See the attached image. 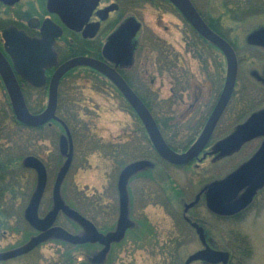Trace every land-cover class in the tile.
Segmentation results:
<instances>
[{
	"label": "rangeland",
	"instance_id": "374dc122",
	"mask_svg": "<svg viewBox=\"0 0 264 264\" xmlns=\"http://www.w3.org/2000/svg\"><path fill=\"white\" fill-rule=\"evenodd\" d=\"M194 1L205 16L219 19L218 22L222 24L224 35L230 42L234 43L233 46H235L238 56L236 91H242L243 95L240 104L239 97L234 99L233 105H238V107L231 106L233 107L230 109L231 117L226 114L225 120L217 126L210 142V144H213L229 132V125L235 111L244 109L250 104H259V106L264 104V92L260 91L258 87L256 88L249 76L251 69H257L262 75L264 49L248 48L245 44L247 33L255 29L258 30V26L264 24V12L252 15L247 20H233V13L231 16L225 14V0ZM140 19L143 20V24L150 26L156 36L165 40L175 51L183 53V57L189 65L188 70L193 72L197 78V83L183 92V102L176 99L167 101L170 96L168 75L159 73L158 69L155 66L153 67V60L156 57L154 55L152 56L151 66L146 67H151L149 68L151 83L148 85L149 77L145 74L143 76L145 71L143 66L140 68L142 74L139 81L141 85L145 84L148 91H151V103L155 116L158 119L160 115L165 119L173 117L177 121L178 128L176 129L173 126L176 123H171L170 134L177 136L178 142L195 140L203 127L204 123L202 121L207 117L211 104H213L215 91L218 87L215 82L216 78L219 75V78L224 80L225 58L218 51L209 50L210 55L207 53L208 49H205L206 72L203 69L205 65L184 50L186 45H184L183 37L188 36L185 31L190 32L191 30L188 29L180 15L168 8L156 9V6L146 5ZM124 24L126 23L123 22ZM136 26L137 35L139 24H136ZM110 37L108 35L107 40ZM134 39H129L130 43L136 40ZM257 40H264V33L258 34ZM130 55L132 54L129 52L128 56ZM219 64H221L220 67ZM86 73L82 72L83 77L81 78H78V76L70 78L61 87L67 98L70 96L75 99L76 105L74 107L79 118L77 123H72L73 129L70 130L74 144V158L70 172L64 181L63 189L66 199L71 204L88 196L89 201L95 205L97 190L100 191L104 188L106 194H114V183L117 177L114 170L116 166L124 162L118 161L115 155L111 154V145H128L129 148L123 146V149L127 152V157H124L123 160H131L132 157L133 159L151 158L156 163L155 169L147 175L148 177L138 178L132 183L137 193L135 204L136 212L139 213L137 218L141 220L147 218V221H142V225L149 231L144 232L147 233L144 239L143 236L135 237L136 243H133L134 240L129 235L120 255L116 258H108V261L110 264H183L188 255L200 248V244L194 234L181 222L182 205L180 202L189 200L196 194L200 179H202L201 167H206L208 162H202L199 168H195L194 163L186 167H173L159 162L153 151L148 149L150 141H148L144 127L129 108L128 103L124 101L121 95L117 94L115 88L107 81H102L103 78ZM223 80L220 82V88ZM136 87L140 89V87ZM140 92L144 93L145 91L141 89ZM31 98V105L35 106V96L32 94ZM189 104H192V106ZM59 114L65 115L63 112ZM12 116L14 115L9 98L0 82V142L4 146L7 144V149L9 148L7 154L15 155L16 158L18 154L24 153L26 155L28 154L26 152L40 154L44 150L45 153L42 154L45 157L50 151L53 152L52 154L58 155V136L63 133L58 125H54L51 129L46 127L38 130L24 129L19 128L12 121ZM10 123H12L11 127H9ZM6 139L10 140L12 144L6 142ZM37 139H39V148L36 145ZM263 147L264 135L262 138L250 142L246 141L245 145L242 144L238 151H234L233 155L217 163L208 175L214 174L217 178L215 181L228 177L238 170L245 161L258 154ZM2 158H6L5 155ZM7 158L10 159L11 156H7ZM47 162L51 163L50 176L53 177L56 174L55 169L60 163L63 164L64 160L57 162L53 159ZM131 163L136 165L137 162ZM199 172L201 177L198 176ZM3 173L0 170V176ZM17 173V168L10 170L8 181H0V191L13 192L14 194L9 193L11 198L17 193V188L13 186L5 188L3 185L7 184L9 186ZM260 174H262V171ZM21 177H25L23 195H26L29 193L28 187L32 175H30V172H24L21 173ZM52 185L53 180L50 179L47 186L48 190L45 193L46 200L50 197ZM144 188H149L150 199L145 197ZM124 195L127 197L126 194ZM244 195L245 192H241L239 197H233L231 201L241 199ZM197 210V217L206 222L205 228L207 237L210 240V247L230 252L229 264H264V189L258 194L254 204L236 220L213 219L208 216L205 210ZM61 222H63V219ZM16 239L17 237L7 239V242L1 243V247H8L9 249L18 246L17 242L19 240ZM137 239L140 240L137 241ZM20 240L19 244L23 243V239ZM82 250L87 251L84 248ZM82 250L80 248L73 249L57 242L44 243L32 254L2 264H55L65 260H68V264H89L86 258L81 256Z\"/></svg>",
	"mask_w": 264,
	"mask_h": 264
},
{
	"label": "flooded vegetation",
	"instance_id": "af4514ba",
	"mask_svg": "<svg viewBox=\"0 0 264 264\" xmlns=\"http://www.w3.org/2000/svg\"><path fill=\"white\" fill-rule=\"evenodd\" d=\"M155 1L158 2L154 3L152 0H0V54L7 61L13 71L28 111L31 114H40L46 109L49 96V86L54 73L56 72L57 68L63 63L77 57H88L101 61L114 68L124 79L127 75L132 76V81L134 80L133 83L135 82L134 86L136 85L140 87V89L136 87L138 90L135 88L137 91L140 92L141 89H144L146 94L151 93V91H148L145 84L141 85L140 83H137L135 81V73H137V75H140L142 72V69H140L141 65L148 62L150 52H146V49L149 48V39L152 36H156L150 26H147L145 23L143 24V20L140 19L146 5L156 6V9H160L161 7L163 8V0ZM193 1L190 0L192 5L194 6L195 1ZM224 3L226 5L225 14L231 16L233 13V20H247L252 15H256L257 13L261 14L264 12L263 0H225ZM173 7H170L169 9L173 12H176L182 17L179 11ZM202 14L204 13L202 12ZM158 18L160 19V17ZM209 18L212 19V21L214 20L213 23H218V25H220V28L222 29V24L218 22L219 19H213L212 17ZM127 20H129V22H127ZM183 20L185 21L188 29H190V25L187 23V21L184 18ZM123 22H125L126 24L123 25ZM136 24H139V27L137 28V35L135 31L137 27ZM53 26L59 28L61 30V34L60 36L53 38V42L51 44V33L53 32V30H55ZM10 28H13L19 33H22L28 39L35 41V43L38 42V45L40 47L46 49L43 51L42 63H44V66H42L43 72L41 79H38L36 76H34L35 72L33 71L26 72L25 68H22L21 72L13 70L15 56L11 54V48L6 44V40L3 34L5 30ZM122 28H126L128 32L125 41L118 46H113L112 49H107L106 42L108 35L111 36L113 34H116L120 30H122ZM258 29H264V24L259 25ZM254 31H249L247 33V35L245 36V44L248 46V48L264 49V40H256L257 38H255L252 39V42L248 41L249 36ZM185 33L188 34L186 31ZM131 37L136 39H134L135 41H133V43H130V40H132ZM226 39L231 46L232 44H234L230 42L227 37ZM183 42L184 45H189L190 47L193 44L191 36H189V34L187 37H183ZM249 43L254 44L255 46L250 45ZM232 48L236 53L235 46H232ZM129 52L132 55L128 56ZM179 53L183 57V53ZM51 55L55 56L56 64H51ZM236 57L238 61L237 53ZM17 60L21 65V56H19ZM138 67L139 69H137ZM82 72L100 76L101 79L103 78L102 81H107L112 87L115 88L117 94L120 95V91L114 86L113 83L106 79V76L87 65H81L72 68L71 70L63 74L59 79L55 110L56 119H51L47 123L37 127L26 126L15 119L16 122H18L22 126L32 130H38L44 127L51 129L54 125H58L62 131L64 130V134L62 133L58 136V155L52 154L53 152L50 151L45 157L43 156V154L45 153L44 150H42L43 154L26 152L28 154H18L16 158L14 157L15 155H8L7 153L0 154V165L4 167L2 158L4 157V155L6 158L7 156H11L12 159L16 160L14 163L8 165L10 166L9 169H18L17 176L14 177L15 181L13 178V181L9 183V186L7 184L5 186L3 185V187L5 188H11L12 186L17 188V193L15 194V196L11 198L9 196V193L14 194L13 192H9L6 190L0 191V256L18 249H23V247H30L40 236H45L38 245L32 247L27 252L0 259V264L30 255L44 243L51 242L61 243L73 249L80 248L82 250V248H84L87 251L82 250L81 256L86 258L89 264H110L108 258H116V256L120 255L121 249L125 247V242L128 241L129 235L132 236L134 240L133 243H136L135 237L143 236L142 238L144 239L145 234H147L144 232L149 231L147 228H145L144 225H142V221H144L145 219L141 220L137 218L139 216V213L137 214L135 207L137 193L135 192V188L132 183L138 178L146 177V172L155 169L156 163L151 158L133 159L132 157L133 160H123L124 157H127V152L123 149V146L128 145H111V154H114L118 161L124 162L123 164L116 166L114 170L115 176H117L114 183V194H106L104 188L100 191L97 190L95 205L94 203L89 201L88 196L80 199L81 201L77 200L76 203L72 202L71 204L70 201L68 202V200L66 199L63 187L64 181L66 180V176L70 172V168L73 162L74 144L70 131L71 128L59 114L62 111L65 112L61 103V99L67 97L65 93L62 92L63 90H61V87L64 82L66 83L70 78H76L77 76L78 78L83 77L81 75ZM144 73L145 76L149 77V85L151 83L150 69L145 68ZM0 82L2 83L9 98V103L13 113L10 95L1 74ZM130 88L134 91V88L132 86H130ZM32 94L35 96V106L31 105L30 102ZM44 100L46 101L44 102ZM181 102H183V98ZM65 106L68 109L71 108V106ZM227 107L225 108L223 114L225 113ZM29 108H32V110H30ZM58 108H60V112ZM210 112L211 110L207 113V117L203 119V123L206 122ZM223 114L221 115L220 119L222 118ZM218 123L205 148L193 160L189 161L186 164L175 165L168 163L165 160H161L160 158L161 163L173 167H186L194 163V167L199 168L202 162H208V165L206 167H201L202 179H200L198 187L199 189L196 194L193 195V198H190L189 200H182L180 202L182 205L180 218L181 222L189 231L194 234L200 244V248H198L195 252L204 248L200 241L199 234L197 233L195 224L203 229L205 242L207 246L210 247V240L207 237L205 228L206 222L197 217V209L205 210L208 216L213 219L224 221L236 220L241 217L243 212H245L254 204L258 197V194H260L264 189V184L259 186L257 178H255L256 180L252 181L251 184L246 183L245 185L239 187L233 193V195L222 204V206L224 207H236L234 211L227 214H217L212 210L209 203V191L215 188L211 187V184L215 182L216 176L214 174L208 175V173L212 172L214 166L218 163L214 159L215 154L218 151L215 147L216 143L213 142V144H210V142L213 138ZM161 135L165 143L168 145V143L166 142L167 139L165 138V133H161ZM166 135L174 137L172 140L176 144H183L191 141L190 139L186 142H178L177 136L171 135L168 132H166ZM62 137H64L63 140ZM262 137L263 134L259 136L254 135L251 136V138L247 141L250 142L254 139ZM195 140H193V142ZM6 142H8L10 145L12 144L10 140L8 141L6 139ZM38 142L39 139H37L36 141L37 148H39ZM193 142H191L189 146L192 145ZM150 145L151 144H148V149L152 150ZM243 145H245V143H243ZM185 150L175 151L177 153H182ZM0 151H7V144H5L4 146L3 143L0 142ZM155 154L156 153L154 152V155ZM69 155L71 156L69 167L57 183V178L63 165L62 163H60V165L58 164L59 166L55 169L56 174L51 177V163H48L47 161L55 159V161L61 162L64 160V158L67 160V156ZM128 155L130 154L128 153ZM229 155L231 156L233 155V153L231 152ZM29 157L37 159L43 165L45 171V185L42 190H39L38 172L34 168L29 167L26 162V159ZM140 160L152 161L154 165L152 164V166H147L146 168L133 172L126 177L124 181V188L127 197L125 196L124 211L121 212V197L124 196V193L121 190V179L124 176V170L130 164H132L131 162ZM250 160L245 162H249ZM24 172H30V175H32V179H30L28 187L29 193L26 195H23V181L25 177H21V173ZM200 174L201 173L199 172V177H201ZM50 179L53 180V185L50 192V197H48V200H46L45 193L46 190H48L47 186L50 182ZM4 181H8V179L5 178ZM143 190H145V197L147 199H150L151 195L148 194L150 192L149 188H144ZM241 192H245L243 198L231 201L233 197H239V194ZM10 199L11 201H9ZM58 205L76 212L81 217V219L71 217V213L63 210L62 208H58ZM29 208L33 210V214L38 220H42L48 216H52V224L45 230H39L27 218V210ZM41 209H43V211H41ZM62 219L65 223L61 222ZM145 221H147V218ZM70 236H73L76 240L74 242H71L70 239L68 240V237ZM15 237H17L16 240H19L17 242L18 246H14L13 248L9 249L8 247H1L2 242H7V239H14ZM20 239H23V243L21 244H19L21 241ZM138 240L140 239H137V241ZM67 261L68 260H65L63 262H57L55 264H68ZM193 263L206 264L202 261H195ZM183 264H185V261Z\"/></svg>",
	"mask_w": 264,
	"mask_h": 264
},
{
	"label": "water",
	"instance_id": "95a60500",
	"mask_svg": "<svg viewBox=\"0 0 264 264\" xmlns=\"http://www.w3.org/2000/svg\"><path fill=\"white\" fill-rule=\"evenodd\" d=\"M169 1L176 6V8L181 12L184 18L205 40L211 43L223 54L226 60V77L221 93L198 138L185 152L176 153L165 143L153 117L151 116L146 106L114 68L101 61L88 57L72 58L59 66L50 82L48 103L46 109L40 114H31L27 110L10 65L0 54V74L9 92L13 112L17 121L29 127H37L47 123L51 119H56L55 110L59 79L63 74H65L72 68L81 65H87L104 74L118 88L122 96L126 99V101L130 104V106L140 118L154 149L162 159L171 164L181 165L186 164L197 157L207 145L221 115L223 114L233 94L237 75V59L230 44L205 24L190 0ZM53 27L55 28V30H53V32L51 33V44L53 42V38L58 37L61 34V30L59 28L55 26ZM261 33H264V29H258L257 31H254L249 36V38L255 39L258 37V34ZM3 34L6 40V44L11 48V54L15 56L13 70L21 72V69L25 68L26 72L33 71L35 72L34 76H36L38 79H41L43 72L42 66H44V63H42L43 51L46 49L40 47L38 45V42L35 43V41L28 39L25 35L15 31L13 28L5 30ZM127 35L128 32L126 28H122V30H120L118 33L111 35L106 43L107 49H112L113 46L120 45L125 41ZM19 56H21L22 58L21 65L17 60ZM51 56V64H56L55 56ZM263 132L264 110H261L251 116V118L247 122H245V124L238 127L229 137L216 142V150L218 152L229 153L234 150L236 151L243 143L249 140L251 136H259L263 134ZM63 139L64 137H62V140ZM67 157L68 158L64 162L58 175L57 183L62 178L63 174L67 171L71 162V156L69 155ZM26 162L29 167L34 168L38 172L39 190H42L45 185V171L43 165L37 159L32 157L27 158ZM136 162V165L132 163L124 170V176L121 179V190L124 194V181L126 177L129 174L133 173V171L136 172L138 170L146 168L147 166H152V164L148 161ZM261 171L262 174H260ZM255 178H257L259 186L264 184V147L249 162H245L240 165L238 170L234 171L228 177L220 181H215L213 184H211V187H215L214 189H211L209 191V203L212 210L217 214H227L234 211L236 207H224L222 206V204L227 201L239 187L245 185L246 183L251 184L252 181L256 180ZM124 207L125 195L121 197V212L124 211ZM58 208H62L63 210L68 211L69 213H71V217L73 218L76 217L78 219H81V217L72 210H68L67 208L59 205ZM27 218L39 230H45L52 224L53 220L52 216H48L42 220L36 219L31 208L27 210ZM195 227L204 248L189 255L185 260V264H190L195 261H202L206 264H228L230 259L229 252L213 249L207 246L204 239L203 229L196 224ZM44 237V235L40 236L30 247H23V249H18L13 252L1 255L0 259L25 253L32 247L38 245L44 239ZM69 239L71 242H74L76 240L73 236L68 237V240Z\"/></svg>",
	"mask_w": 264,
	"mask_h": 264
},
{
	"label": "trees",
	"instance_id": "16d2710c",
	"mask_svg": "<svg viewBox=\"0 0 264 264\" xmlns=\"http://www.w3.org/2000/svg\"><path fill=\"white\" fill-rule=\"evenodd\" d=\"M152 1L154 3L158 2L155 0H152ZM172 5L173 4L169 0H163V7L169 9L170 7H173ZM249 6H247V7H249ZM194 7L198 11V13L201 15V17L204 19V21L207 23V25L213 31H215L217 34H219L221 37L226 39V36L224 35L222 29L220 28V25H218V23H216V24L213 23L214 20L212 21V19H210L209 17L202 14L201 9L196 5L195 2H194ZM173 8H175V7H173ZM190 30H191V32L187 31V33L191 36V40H192V43L194 45L192 44L191 47L189 45H186L185 46V52L187 54H191V56L194 59L199 60L203 65H205V67L203 69L207 72V68H206L207 61L204 59V56L206 55V53H204V50L208 49L207 53H209L210 55H211V53L209 50H214V51H218V50L216 48H214L212 45H210L209 42H207L204 38H202L191 27H190ZM149 40H150L149 48H147V49L145 48L146 52H150L149 57H148V62L146 64L141 65V67L143 66L146 68L147 66H151L152 56L156 55L155 59L153 60V67L155 66L156 69H158L157 71L159 73H163V74L166 73L168 75L170 96L167 99V101H173V99H176L179 102H181L182 98H183V92H185L191 85L193 86L194 84H196L197 78L194 76L193 72L188 70L187 67H189V65H188L187 61L184 59V57H182L179 52L175 51L165 40H162L156 36H152ZM248 41L252 42V39L249 38ZM249 44L255 46L254 44H251V43H249ZM232 46H233V44H232ZM252 49H254V48H252ZM220 66H221V64H219V67ZM149 68H151V67H149ZM137 69H139V67ZM76 70H79V69H76ZM76 70H74V71H76ZM83 70H85V69H83ZM261 71H262V75L260 72H258L257 69H251L249 71V74H250L249 76L252 78L253 83L255 84L256 88L258 87V89L260 91L264 92V64L262 66ZM77 72H80V71H77ZM86 74H88V73H86ZM141 74H142V72H141ZM144 74L145 73H143V76H144ZM140 75H137V73H135V76H136L135 81L137 83H140L139 82L140 81ZM220 76H221V72H220ZM152 77H153V75H152ZM125 79H126L127 83L134 88V91L137 94V96L142 100V102L149 109V111L151 112L152 116L154 117L161 133L162 134L165 133V138L167 139L166 142L168 143V145L176 151L185 150L193 140H191L188 144L187 143L176 144L172 140L174 137H168L166 135V132L170 133L169 129L172 128L171 123L172 122L176 123L177 121H175V119L173 117H168V119H165L161 115L159 116V119H158L157 116H155V114L153 112V105L151 103L152 94H150V93L146 94L145 92L141 93V92L137 91L138 89L136 88V86H134L135 82L133 83L134 80L132 81V79H133L132 76L127 75L125 77ZM222 80L223 79L219 78V75H218V78H216V81H215L218 84V87L216 88V91H215L216 94L214 97V101H213V104H211L209 111L212 109V107H213V105H214V103H215V101H216V99H217V97L221 91L223 82H222L221 88H220V82ZM237 82L238 81L236 80L235 89H234L232 98L229 102V105H228L225 113L223 114L222 118L220 119L218 125L223 120H225L226 114H228L229 117H231L230 109L233 108L231 106L238 107V105H233V101L235 98L239 97L238 101L240 104V99H241L243 94H242V91H238V92L236 91ZM198 89H200V88L198 87ZM153 98H154V95H153ZM237 102H236V104H237ZM61 103H62V106L65 110V112H63V111L62 112L65 113V115L60 114V116L67 123V125L71 129H73L72 123L73 122L77 123L79 121L78 114L76 113V108L74 107V105H76L75 99H72L71 97L62 98ZM65 105L71 106V108L68 109V108H66ZM189 105L192 106V104H189ZM29 109L32 110V108H29ZM58 110L60 112V108H58ZM261 110H264V104L261 106H259V104H250V105L246 106L244 109H239V110L235 111L236 113H238V112H240V113H238V114H236L235 112L233 113L232 120H231V123L229 125V127H230L229 132L227 134H224V137H222L221 139H218V140L221 141V140H224L225 138L229 137L238 127L245 124V122H247L251 118V116H253L254 114L258 113ZM12 121L15 124H17V126L19 128L29 129V128L22 126L18 122H16L14 116H12ZM11 126H12V123L9 124V127H11ZM173 126L175 129L178 128L177 123L174 124ZM30 130H32V129H30ZM151 148H152V146H151ZM7 150H9V148ZM152 150H153V148H152ZM238 150H236V151H238ZM234 151H232V153L236 152V151L235 152ZM5 152L7 153V151H0V154L5 153ZM153 153H154V150H153ZM230 153L229 152H217L215 154L214 159H215V161H217L219 163L220 161L224 160L225 158H228L227 156H230L229 155ZM154 156L156 158H158V160L160 162V158L156 154ZM15 160L16 159H12V158H10V159L9 158H3L4 167L2 165H0V170L5 173V176L3 173L2 176H0V180H4L5 178L9 177L10 166H8V165L11 163H14ZM151 171L146 172V174L149 175ZM215 179H217V178H215Z\"/></svg>",
	"mask_w": 264,
	"mask_h": 264
}]
</instances>
